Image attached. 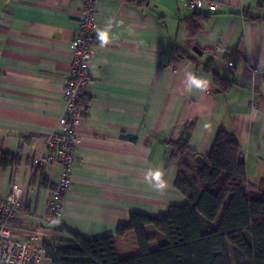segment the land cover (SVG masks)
Masks as SVG:
<instances>
[{"label": "crops", "instance_id": "1", "mask_svg": "<svg viewBox=\"0 0 264 264\" xmlns=\"http://www.w3.org/2000/svg\"><path fill=\"white\" fill-rule=\"evenodd\" d=\"M87 1L0 0V198L10 194L16 175L24 188L11 224L14 237L37 233L41 243L56 244L70 231L98 240L128 224L131 213L157 215L186 204L175 187L179 168L169 142L193 120L189 144L198 156L210 152L221 128L232 131L249 181L264 187V0H205L199 10L183 0H95L98 28L110 27L111 42L95 43L91 100L76 129L71 188L63 215L52 216L50 186L40 183L32 165L63 113L72 42ZM195 11L208 17L192 37L185 19ZM209 60L233 83L230 89L218 91L203 68ZM186 70L207 80L208 88L186 91ZM3 153L17 162L3 168ZM149 169L164 173L163 193L145 181ZM62 171L54 163L43 176L52 184ZM146 233L153 239V226ZM149 246L154 250L158 242Z\"/></svg>", "mask_w": 264, "mask_h": 264}, {"label": "trees", "instance_id": "2", "mask_svg": "<svg viewBox=\"0 0 264 264\" xmlns=\"http://www.w3.org/2000/svg\"><path fill=\"white\" fill-rule=\"evenodd\" d=\"M207 17L195 11L185 19L190 36L197 34ZM178 52L194 60L181 48ZM203 68L218 91L232 87L214 70L212 60ZM90 100L87 92L80 97L86 110ZM195 126V120L183 124L180 137L169 142L171 159L179 168L175 187L186 204L171 205L157 215L131 213L128 224L98 240L69 231L70 238L43 243L49 264H264V187L249 181L246 164L239 159L240 142L225 128L218 131L210 152L197 161V150L189 144ZM17 160L3 153L1 166H12ZM40 183L52 187L44 177ZM148 225L158 242L154 250L149 246L153 239L146 233ZM60 230L68 231L63 225Z\"/></svg>", "mask_w": 264, "mask_h": 264}, {"label": "built area", "instance_id": "3", "mask_svg": "<svg viewBox=\"0 0 264 264\" xmlns=\"http://www.w3.org/2000/svg\"><path fill=\"white\" fill-rule=\"evenodd\" d=\"M193 10L202 9L205 0H183ZM95 0H88L80 20V28L75 36L73 47L72 69L64 89L65 108L58 120L57 126L45 142V150L38 154L32 165L33 174L43 171L50 165L58 163L63 167L60 178L50 187L48 210L55 218L63 215L64 199L71 188V167L75 160V150L78 141L76 129L80 120L87 113L80 103V97L86 93L90 81V66L96 56L98 23L96 20ZM210 11H216L217 5L209 4ZM226 53V48L218 47ZM229 66L234 61H228ZM24 188L18 181V175L13 180L10 194L0 198V264H46L47 249L40 242L37 233H31L26 239L17 240L14 237L11 224L17 218L22 207Z\"/></svg>", "mask_w": 264, "mask_h": 264}, {"label": "clouds", "instance_id": "4", "mask_svg": "<svg viewBox=\"0 0 264 264\" xmlns=\"http://www.w3.org/2000/svg\"><path fill=\"white\" fill-rule=\"evenodd\" d=\"M97 39L99 40L100 46H107L110 41V27L105 29H97ZM208 81L201 79L190 71L186 70V80H185V90L191 92L193 88L199 89L201 91L208 88ZM164 173L159 169H149L145 174V181L154 191L158 193H163L167 188V182L164 180Z\"/></svg>", "mask_w": 264, "mask_h": 264}, {"label": "water", "instance_id": "5", "mask_svg": "<svg viewBox=\"0 0 264 264\" xmlns=\"http://www.w3.org/2000/svg\"><path fill=\"white\" fill-rule=\"evenodd\" d=\"M193 50H194V52H196V53H199V54L202 53V52H200V50H199L197 47H194ZM196 159H197V161L200 162V161L203 160V157H202V156H197ZM239 159H240L241 162H244V158H243V156H240Z\"/></svg>", "mask_w": 264, "mask_h": 264}, {"label": "rangeland", "instance_id": "6", "mask_svg": "<svg viewBox=\"0 0 264 264\" xmlns=\"http://www.w3.org/2000/svg\"><path fill=\"white\" fill-rule=\"evenodd\" d=\"M190 8V7H189ZM191 9V8H190ZM193 10V9H192ZM65 89V88H64ZM65 100V99H64ZM65 108V107H64ZM61 117V116H60Z\"/></svg>", "mask_w": 264, "mask_h": 264}]
</instances>
